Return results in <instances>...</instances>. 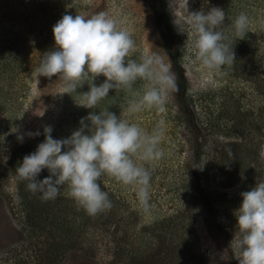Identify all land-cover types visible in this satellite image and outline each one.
<instances>
[{
    "label": "rangeland",
    "instance_id": "374dc122",
    "mask_svg": "<svg viewBox=\"0 0 264 264\" xmlns=\"http://www.w3.org/2000/svg\"><path fill=\"white\" fill-rule=\"evenodd\" d=\"M211 7L225 11L222 27L230 36V26L241 12L251 21L246 36L232 40L235 60L219 71L201 66L191 50L194 37L180 33L173 23L175 16ZM100 11L122 21L132 34L136 49L130 58L145 51L160 55L175 73L178 88L177 71L161 33L168 35L187 80L188 102L179 106L176 89L163 113L124 112L130 122L149 132L161 120L166 126L161 141L164 156L147 165L151 170L147 207L140 204L134 188L110 176L100 183L112 208L95 216L79 208L64 189L57 199L45 202L22 185L24 193L39 203L35 204L39 215L45 213L43 208L50 209L45 224H29L19 183L9 172L13 155L20 149L25 152L22 158L33 153L44 141L45 126L53 128L54 139L69 137L92 111L76 104L78 93L88 91L87 82L73 97L65 94L62 81L37 77L35 70L42 55L55 49L53 27L64 15L91 16ZM104 79L100 76L95 82ZM142 91V81L131 91H110L96 110L119 116ZM37 131L38 137L26 135ZM197 142L206 143V158L196 165L192 161ZM227 149L238 163L225 169L220 155ZM262 150L264 0H176L174 9L173 0H0V264H230L227 239L232 243L235 236L240 193L264 182ZM48 175L44 170L38 179ZM224 183L235 184L224 189ZM198 185L209 193L231 194V208L221 211L211 199V215ZM55 213L66 223L76 220L75 245L62 255L50 250L53 241H59L55 223L64 222Z\"/></svg>",
    "mask_w": 264,
    "mask_h": 264
},
{
    "label": "clouds",
    "instance_id": "9594fccd",
    "mask_svg": "<svg viewBox=\"0 0 264 264\" xmlns=\"http://www.w3.org/2000/svg\"><path fill=\"white\" fill-rule=\"evenodd\" d=\"M176 0H173V9ZM174 11V10H173ZM175 15V12H174ZM225 11L218 7L188 12L173 21L180 33L191 34V50L201 66L219 71L235 60L233 38H243L249 31L250 18L241 12L230 26L231 36L222 27ZM55 49L46 52L36 68L37 77L62 81L65 94L76 92L87 82L88 91L79 92L78 106L90 109L80 127L63 139H54L51 126L43 129L44 141L23 158L16 168V179L39 194L42 201H52L64 189L77 206L89 216L112 208V202L101 186V178L110 176L135 189L141 205L147 207L151 170L164 156L161 141L166 134L163 120L149 132L130 122L129 114L155 109L166 110L171 93L176 91V76L170 64L156 53L145 51L130 58L136 49L132 34L122 21L106 11L91 16L64 15L53 27ZM105 77L102 83L95 81ZM137 81L143 82L142 94L130 101L117 116L97 106L110 91H131ZM29 138L41 135L28 132ZM17 139L23 142L24 136ZM260 155L264 157V150ZM47 170L49 175L40 180ZM242 203L235 211L236 232L231 243L238 264H264V182L240 193ZM221 260H225L224 255Z\"/></svg>",
    "mask_w": 264,
    "mask_h": 264
},
{
    "label": "trees",
    "instance_id": "16d2710c",
    "mask_svg": "<svg viewBox=\"0 0 264 264\" xmlns=\"http://www.w3.org/2000/svg\"><path fill=\"white\" fill-rule=\"evenodd\" d=\"M161 18V17H160ZM162 31V30H161ZM162 36L165 40L166 43V47H167V51L170 55L171 58V63L174 66V68L177 71V77H178V93H179V97H178V102H179V106L182 108L183 105L187 104V92H188V84H187V80L185 78L184 75V71L182 70L181 66L178 63V57L176 55V53H174V51H172V47H171V43L169 40L168 35L162 31ZM78 91L73 92V93H69V96H73L76 95ZM204 146H206V143H198L196 144V148L194 149V154H193V161L192 164H198L200 163L204 157L205 151H204ZM20 151H23V149L18 150V152H16L13 155V158L10 161V165L9 167V172L12 173V175L14 177H16V168L19 166V164L22 163L23 161V156H24V151L21 154ZM233 151L230 150H226V154L225 152L221 153V161H222V168L228 169L229 166H231L232 164H237L238 161H236V157H233ZM220 158V157H219ZM228 158V159H227ZM225 162L228 164H226V166L224 167ZM196 164V165H197ZM197 174V173H196ZM200 180V179H199ZM197 180V182L199 183L200 181ZM19 183V189H20V201H22V205H23V213L25 215V217L27 218V222L30 224V222L32 223V221L35 224H45L47 221L46 219L49 218L50 216V209H44L43 215H39V213L41 212H37L39 209V206H36L35 204L39 205V203L34 202L33 199H31V197H28V194L24 193V188L26 187V182L23 181H18ZM237 183V182H236ZM235 183H224L222 184V187L224 189H229L232 188L234 186ZM23 185V186H22ZM198 192L202 198V200L204 201L207 210H209V212L212 215V204L210 202L211 199H213L214 201H217V204H219L220 208L222 209L221 211H228L231 208V199L233 198V196H231V194L227 193V192H220L218 190H214V192L209 193L207 192L204 188L202 189L201 187H199L198 185ZM37 213V214H36ZM56 215H54L55 217L58 218V220L64 221V222H59L57 221L55 223V227L53 229H55L54 231L56 232V238L59 241H53V243L51 244L50 250L52 252H56V254L58 255H62L64 254V250H68V248L73 247L75 245V235H74V230L72 229L73 225L75 224V218H74V223H72V221H69V223H66V220L62 219L65 217H62L61 219L58 217V214L55 213ZM66 224H69L70 227ZM221 224V223H220ZM219 224V226H220ZM230 238L228 237L227 239V253H228V257L230 260V264H238V261L236 260L234 254H233V249L231 246V241L229 240ZM60 242V244L58 243Z\"/></svg>",
    "mask_w": 264,
    "mask_h": 264
}]
</instances>
